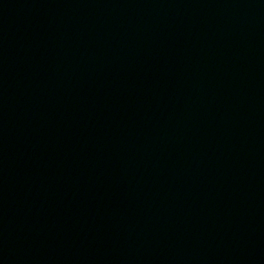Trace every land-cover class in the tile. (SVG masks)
<instances>
[{
  "label": "water",
  "instance_id": "1",
  "mask_svg": "<svg viewBox=\"0 0 264 264\" xmlns=\"http://www.w3.org/2000/svg\"><path fill=\"white\" fill-rule=\"evenodd\" d=\"M264 106V0H166Z\"/></svg>",
  "mask_w": 264,
  "mask_h": 264
}]
</instances>
